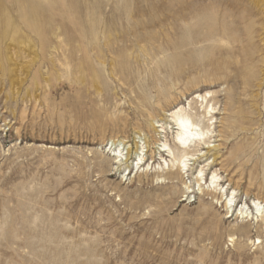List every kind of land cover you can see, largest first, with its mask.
Instances as JSON below:
<instances>
[{
    "label": "rangeland",
    "instance_id": "374dc122",
    "mask_svg": "<svg viewBox=\"0 0 264 264\" xmlns=\"http://www.w3.org/2000/svg\"><path fill=\"white\" fill-rule=\"evenodd\" d=\"M0 3V264H264V229L236 234L237 212L264 206V0ZM31 3L44 34L28 25ZM94 24L105 27L97 43ZM160 83L178 100L170 112L210 93L219 147L158 182L170 158L152 146L139 100ZM155 110L174 150V125ZM137 123L149 148L135 169ZM111 140L130 147L126 164ZM212 173L223 199L206 190Z\"/></svg>",
    "mask_w": 264,
    "mask_h": 264
},
{
    "label": "bare ground",
    "instance_id": "6f19581e",
    "mask_svg": "<svg viewBox=\"0 0 264 264\" xmlns=\"http://www.w3.org/2000/svg\"><path fill=\"white\" fill-rule=\"evenodd\" d=\"M43 14H45V12L42 7L37 6L34 3H31L28 10L25 11L28 25L37 34H44L45 32L42 23L40 22L44 20ZM3 22V26L6 27V15H4ZM103 27V25L99 26L96 24L91 26L90 33H92V35L90 36L92 40L95 41L94 43H97L96 41L98 40L95 31H97V29L99 28L105 29V27ZM104 32L105 31H103V33ZM90 36L87 33V30L83 28L81 35L82 47L88 48L91 41ZM26 42L27 44L29 43L28 40ZM20 44H25V41H21ZM93 50L97 51L95 47H93ZM96 53L97 56H95V59L100 61L101 55L98 51ZM88 55L89 53L85 54V59H89V57H87ZM35 59L36 56H34V60ZM152 88L155 90L154 96L150 95L147 92H143L142 99L139 100V114L140 116L147 118V122L145 123L144 127L148 130V132H152V136L150 138L152 140V146L156 145L158 147L157 155L161 157V154H166V157L170 158L169 161H166L164 159L163 166L159 167V170L161 172L164 171V174H157L156 180H172L173 176L179 178L181 177L182 172L186 174L189 171V163L195 161L196 159H199L200 156H203L205 154L203 153L202 155H197V153H200L201 150L210 151L209 149L215 150L219 147L210 145V140L213 138L214 133V115L216 109L213 104H211L210 93L206 92L203 95L197 94L193 96L186 107H179L178 109L171 112L166 111L164 107L168 108L173 103L178 102L177 98L172 94V88H165V85L163 83H160L156 86L154 85V87ZM155 105L157 108H159L161 113L166 118H168V121L174 125L173 127L175 129V133L172 137L174 150L171 148L165 137L167 128L165 127V124H167V122L161 124L160 126L156 125V123L158 124L160 121H156L153 115L156 111ZM176 105H178V103ZM139 126L141 125L138 124V139L143 141V143H140L138 141L135 145V155L137 160V163L134 167L135 169L139 167V165L142 166L144 164V160L147 154V148H149L148 140H146L145 135L141 134V128L143 127L140 128ZM158 129H160V131H158ZM111 142V145L116 146L114 149V160L116 161V163L120 165L122 163L126 164L129 161V156L131 153L130 147L125 146L126 142L124 140H118L115 142L111 140ZM117 142L118 145H116ZM120 147L122 148L120 149ZM144 149L146 150L144 151ZM152 153L153 152L151 151V155ZM214 161L215 160L213 157L212 162ZM163 175H165V177H163ZM193 179L196 186L198 187V191L203 192V188L201 189V186L206 184L203 169L198 170ZM220 179L221 178L217 174L212 173L209 180V185L207 186L206 190H208V192H218V194H220V198L223 199L225 196V191H222V188L220 190L217 189L220 187ZM182 184L184 190L189 189V186L186 182ZM235 196V192L234 190H232L229 198H225L226 202L224 204V208L228 212H230L232 210V207L234 206ZM252 207L255 210V215L253 218H250V214H247V212L243 209H240L237 212L236 216H238L239 222L236 226V234L238 236H247L251 225H254V227L257 229L256 231L259 234V237L261 238V235L263 233L262 231L264 229V206H261V203L254 200L252 202ZM233 240L234 236L231 237V241ZM256 240L257 245L262 244V241H260L259 239Z\"/></svg>",
    "mask_w": 264,
    "mask_h": 264
}]
</instances>
